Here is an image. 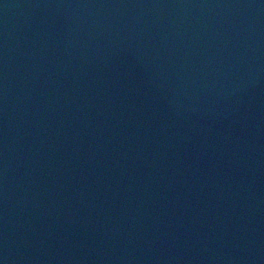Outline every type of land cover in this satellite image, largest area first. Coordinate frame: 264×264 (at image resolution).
Returning a JSON list of instances; mask_svg holds the SVG:
<instances>
[{
	"label": "water",
	"instance_id": "water-1",
	"mask_svg": "<svg viewBox=\"0 0 264 264\" xmlns=\"http://www.w3.org/2000/svg\"><path fill=\"white\" fill-rule=\"evenodd\" d=\"M0 264H264V0H0Z\"/></svg>",
	"mask_w": 264,
	"mask_h": 264
}]
</instances>
